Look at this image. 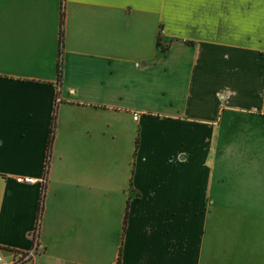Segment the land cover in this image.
Instances as JSON below:
<instances>
[{"label": "crops", "instance_id": "1", "mask_svg": "<svg viewBox=\"0 0 264 264\" xmlns=\"http://www.w3.org/2000/svg\"><path fill=\"white\" fill-rule=\"evenodd\" d=\"M229 116L264 125V0H0V254L37 231L35 264H264V175L214 174Z\"/></svg>", "mask_w": 264, "mask_h": 264}, {"label": "rangeland", "instance_id": "2", "mask_svg": "<svg viewBox=\"0 0 264 264\" xmlns=\"http://www.w3.org/2000/svg\"><path fill=\"white\" fill-rule=\"evenodd\" d=\"M162 33V30L160 31V35ZM158 102L156 99L150 101L148 106L146 108H149V110H157L158 109ZM196 105V104H195ZM60 106V105H58ZM62 106V104H61ZM197 106L200 107L199 104ZM65 107V106H64ZM68 111L67 112V118L63 121L71 120L76 122L75 125L80 126V124L87 122L84 120L85 117V109L82 107L76 106H67ZM111 113L115 114L116 118V126L118 132L117 141H116V159H129L132 153L135 150V142L136 139H140V129L139 121H138V113H132L125 114L122 111L119 110H112ZM112 116V115H111ZM56 117L58 120V108L56 111ZM232 117V118H231ZM104 118L100 116V119L97 121H101ZM90 121H93L92 118L89 119ZM228 122V121H227ZM58 123V122H57ZM160 124V122L155 123L152 121H148V126L151 128H157V126ZM262 127H259L256 125L255 120L252 119H243L240 116H229V122L227 123L226 127H221L220 122V130L218 138L216 137L214 144L218 142L219 145H226L227 147H231L230 149L227 148V150L224 152H219V154L214 158L215 164H216V171L214 174L216 176L220 174H224V170H220V166L224 164V161H226L230 168L228 169V174L233 175H264V168H256L253 167L251 161L253 159L254 153L252 149V139L256 138L254 136L255 131H257L260 128H263L264 125H261ZM58 127V125H57ZM142 129H146V122L142 124ZM261 137H263L261 135ZM178 139L176 137L171 138V142L175 143ZM244 148H239V146H243ZM240 151V152H238ZM262 154V151H261ZM259 153H257L256 156H258ZM248 163L245 165V163ZM256 160H253V163H255ZM249 165H252L251 167H248Z\"/></svg>", "mask_w": 264, "mask_h": 264}, {"label": "built area", "instance_id": "3", "mask_svg": "<svg viewBox=\"0 0 264 264\" xmlns=\"http://www.w3.org/2000/svg\"><path fill=\"white\" fill-rule=\"evenodd\" d=\"M18 182L34 183L36 179L31 176H18ZM34 247L30 251L13 253L11 256L0 254V264H35V258L38 255V232L34 233Z\"/></svg>", "mask_w": 264, "mask_h": 264}, {"label": "trees", "instance_id": "4", "mask_svg": "<svg viewBox=\"0 0 264 264\" xmlns=\"http://www.w3.org/2000/svg\"><path fill=\"white\" fill-rule=\"evenodd\" d=\"M64 15V14H62ZM158 46L160 48H162V43H161V38L159 37L158 38ZM62 62L60 61L59 62V65H58V81L61 83V79H62ZM55 120H56V116L54 115V119H53V123H52V127H51V131H50V138H49V148H48V151L51 150V146H52V142H53V139H54V134H55Z\"/></svg>", "mask_w": 264, "mask_h": 264}]
</instances>
